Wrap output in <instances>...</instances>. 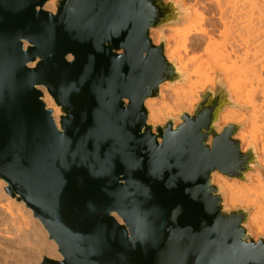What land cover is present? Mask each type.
<instances>
[{
  "label": "water",
  "instance_id": "water-1",
  "mask_svg": "<svg viewBox=\"0 0 264 264\" xmlns=\"http://www.w3.org/2000/svg\"><path fill=\"white\" fill-rule=\"evenodd\" d=\"M47 1L0 0V179L56 244L61 259L38 264H264L248 210H228L213 182H244L257 164L240 125L218 130L235 106L224 85L179 124L147 122L144 101L184 80L150 38L181 7L59 0L52 13Z\"/></svg>",
  "mask_w": 264,
  "mask_h": 264
},
{
  "label": "bare ground",
  "instance_id": "bare-ground-1",
  "mask_svg": "<svg viewBox=\"0 0 264 264\" xmlns=\"http://www.w3.org/2000/svg\"><path fill=\"white\" fill-rule=\"evenodd\" d=\"M56 1H47L44 9L54 13ZM204 8H211L210 15L215 18V23L207 21L208 24H206L204 20L207 18L205 19L202 12H197L193 7L188 18L184 19V27L180 28L181 30H175L178 35L180 34L185 38L192 35L203 38L201 40L204 43V45L202 44L204 46L202 53L207 54L206 58L213 64L212 66L224 71L223 75L231 90L233 99L243 103L248 108L246 116L248 127L242 131L239 130L237 139L240 140L243 151L248 146L255 148L258 154L257 160L262 166V175L261 177L250 178L251 174H249L247 178L251 183L239 184L242 193L241 198L235 197L236 191H233L234 188L229 183L228 178L222 177L217 181H219V185L224 191V198L230 207L237 204H251L254 206V210L248 216L250 227L256 233H264V0H209ZM177 52L175 50L169 51L164 55L169 61H175L174 65L177 72L184 76L186 80L185 85L190 84L194 75L207 76L209 70L207 73L203 72L206 65L201 61L199 62L202 64H198L199 59L203 60L202 57L199 59L191 58L193 59L192 62L191 59L188 61L187 56L182 55L183 53L179 54ZM194 59L197 62H194ZM29 66H33V63ZM181 88L183 87L179 85L174 87L168 83L161 84L159 86L160 99L147 98L144 101L148 123H155L161 116L169 91L178 94V90ZM40 89L42 100L46 107L52 111L54 120L57 123L60 107L56 105L45 88L40 87ZM243 118L244 114L232 108H226L220 114V120L227 123L240 122ZM1 186L0 179V264H27L30 253L29 251L21 253V251H25L20 249L23 243L30 244V248L35 246V249L43 250L52 259L60 260L61 256L56 253L55 242L50 239L45 241L42 238L44 234L41 233V230L40 232L37 230L38 225L35 221L34 224H27L23 220L24 218L22 219L23 216L20 217L21 214L19 213V215L16 212L19 207L23 208L25 204L18 201L19 206H16V198L3 195ZM25 212L30 215L31 210L25 206ZM118 221L120 222V219ZM37 231L42 234L39 240L38 238L35 239V237H39ZM30 242L34 244L32 245ZM16 248L19 254L14 251ZM19 255L22 258H19Z\"/></svg>",
  "mask_w": 264,
  "mask_h": 264
},
{
  "label": "rangeland",
  "instance_id": "rangeland-1",
  "mask_svg": "<svg viewBox=\"0 0 264 264\" xmlns=\"http://www.w3.org/2000/svg\"><path fill=\"white\" fill-rule=\"evenodd\" d=\"M58 1L59 0L56 1L55 9H56V6L58 4ZM172 1L176 2L181 7V9L183 11L182 16L180 18V21H178L176 23H172V24H166V25H163V26H161L159 28L152 29L150 31V38H151L152 42L154 44H158L160 42V39L164 38L165 39L164 54L169 52V51L171 52V51L175 50V51H178L179 54L183 53L182 55H184L185 57L187 56L186 58L188 59V61L191 58L199 59V58L202 57L201 59H203V60L199 59L198 60V64L201 63V62L203 64H205L208 68L204 65L205 67L203 66L204 67L203 68V70H204L203 72L207 73V71L209 70V72H208L209 74L207 73L206 77H202V76H199V75H194V77L192 78L190 84H188V85H185L186 84V80L185 79L182 80L181 82H178V83H176L174 85H171V86H174V87L175 86L178 87V85H179V86H181L183 88L178 90V94H177V92L169 91V94L166 96V99H165V105H164V107L162 108V111H161V116L159 117V119L157 121H155V123H151V124H153V125H163L168 117L174 118V123L175 124H179V120L177 119V117H178V115H180V113L182 111H186V112L192 114L194 112L195 106L201 100V95L200 94L202 92H204L205 90H207V89H210L212 91L219 90L220 89L219 85L221 83V84L224 85L225 89L228 91L229 96H230V100L235 104L234 107H229V106L225 107L223 111H225L226 108H232V109L237 110L238 112H241L242 114H244V118L240 122H236L235 124H238V125L241 126V128L239 129L240 131L246 129L248 127V122H247V117H246L247 113H248V108L243 103L235 101L233 99L231 90H230L228 84L226 83L224 75H223L224 71H222L221 69H219L216 66H215L216 68L214 66H212L213 64L211 62H209L208 59L206 58L207 54H204L205 52L202 53V51H204V46H203L204 43H203V41L201 42V40H203V38L201 39L198 35H192L190 37L188 36V37L185 38V37H183L180 34H179L180 35L179 36L178 32L175 30V29H180V28L184 27V21H185L184 19L188 18V16L191 14V10H192L193 7L197 10V12L198 11L202 12V14L205 17V19L207 18L206 20H204V22H206V24H208V22H210V21L215 23L216 22L215 18L210 15L211 14V8H207V9L204 8L208 4L209 0H172ZM191 6H193V7H191ZM181 37H183V38H181ZM184 40H186V41H184ZM197 40H199V41H197ZM194 47H195V49H194ZM202 54H204V55L202 56ZM197 56H200V57H197ZM192 60L193 59H191V61ZM195 61H196V59H194V62ZM199 61H201V62H199ZM209 66H210V68H209ZM154 99L155 100H159L160 99V94H159L158 97H156ZM59 111H60V109H59ZM60 114H61V111H60L59 115ZM59 115L57 117V124H59ZM225 124H228V123L226 121H222V120L219 119V121L217 123L218 130H220ZM240 131H238V133L236 135V138H237V136H238ZM241 146H242V144H241ZM249 147L250 146H248V148ZM256 154H257V152H256ZM257 157H258V154H257ZM255 169H257V170H255ZM249 174H251L250 178H252V177H261V175H262V166L260 165L259 160H257V164L254 166V169L252 171L248 172L247 177L249 176ZM222 177H224V176L219 174V173H216V174H214V178H213V182L219 186L220 190H222V189H221V186L219 185V181H217V179H220ZM224 178H226V177H224ZM228 180H229V183L234 188L233 191H236V193H235V197L236 198H241L242 197V193L240 192L239 184L240 183H242V184H250L251 183L249 178H246V181H244V182H240L239 180H237L235 178H232V179L228 178ZM1 182H2V186H1L2 187L1 188L2 192L1 193H3V195H7L8 196V193L5 191V189L7 187V185H5L6 183L4 181H2V180H1ZM222 192L224 193L223 190H222ZM223 199H224V204H225V206H226V208L228 210H235V209H238V208L245 209V210H248V216L254 210V206L251 205V204H237V205H235L233 207H230L227 204V202H226V200L224 198V195H223ZM17 202L18 201L16 200V206L18 205ZM16 212H18V214L19 213L21 214V215L19 214L20 217L23 216L22 219L24 218L23 220L26 221L27 224L28 223L30 225L34 224V221H35L36 225H38V228L41 226V228H39V229L37 228V230H39V232L41 230V233L44 234L42 238L45 241H48V234H47L46 230L43 228V226H42V224L40 223L39 220H37V219L35 220V218L32 216L31 212H30V215H29V213L25 212V206H23V208L19 207L16 210ZM247 226H248V231L252 235V238H253L254 241H257L260 237L264 238V233H256L254 231V229L252 230V228L250 227V224H249V220H247ZM260 226H261V224H260ZM37 233H38V231H37ZM41 233H38L39 237H35V239L38 238V240H39L40 236H42ZM30 243H32V245L34 244L33 242H30ZM27 245H28V243H23V244H21V247H20V249L25 250V251H21V253H25V252H28V251L30 253L29 258L31 260L28 258L29 260H28L27 264H38L44 255L47 256V257H50L49 255H47L45 252H43V250L39 249L38 247H37L38 249H35V246H31V248H30V244L28 245L29 247ZM22 246H23V248H22ZM25 248H27V249H25ZM16 249H14V251L15 252L17 251L18 254H19L18 249L17 250ZM32 249L34 251H31ZM56 253H57V249H56ZM21 255H19V258L20 257L22 258ZM7 259H9V258H7Z\"/></svg>",
  "mask_w": 264,
  "mask_h": 264
}]
</instances>
